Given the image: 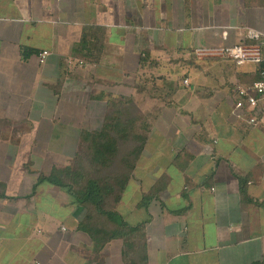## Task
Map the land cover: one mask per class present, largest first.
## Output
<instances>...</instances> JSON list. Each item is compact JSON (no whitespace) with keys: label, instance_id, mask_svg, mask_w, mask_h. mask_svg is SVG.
<instances>
[{"label":"crops","instance_id":"1","mask_svg":"<svg viewBox=\"0 0 264 264\" xmlns=\"http://www.w3.org/2000/svg\"><path fill=\"white\" fill-rule=\"evenodd\" d=\"M240 43L263 61L199 52ZM262 69L264 0H0V264H264V116L233 115ZM124 95L151 125L116 208L143 226L136 263L80 229L97 196L76 205L34 159L78 154Z\"/></svg>","mask_w":264,"mask_h":264},{"label":"trees","instance_id":"2","mask_svg":"<svg viewBox=\"0 0 264 264\" xmlns=\"http://www.w3.org/2000/svg\"><path fill=\"white\" fill-rule=\"evenodd\" d=\"M144 55L142 62L147 63L150 60L149 53ZM108 100L110 112L101 128L81 132L82 152L76 154L77 160L70 165L53 168L40 180L65 190L76 205L90 197L94 186L98 200L80 223V229L88 233L98 246H105L113 239H123L126 246L125 256L131 257V263H136L134 255L137 256L139 252L136 247L141 249L140 255L145 254L143 226H130L116 208L132 176L135 163L146 145L151 129L150 119L145 115H134L136 107L133 106L131 96H113ZM123 147L125 150L122 152ZM81 156H88L90 161L88 158L81 161ZM114 157L120 160L118 171L121 176L111 183L103 174L97 173H101ZM2 196L0 194V198Z\"/></svg>","mask_w":264,"mask_h":264},{"label":"built area","instance_id":"3","mask_svg":"<svg viewBox=\"0 0 264 264\" xmlns=\"http://www.w3.org/2000/svg\"><path fill=\"white\" fill-rule=\"evenodd\" d=\"M261 35V32L254 29H249L247 32V37L251 39H259ZM199 52L217 53L235 61L238 64L251 61L259 64L263 61L258 48H249L243 43L220 49L202 48L199 49ZM48 54V51L43 52L41 54L40 61L45 62ZM185 82L188 83V80H185ZM247 111L254 114V117L250 119L252 123L257 121L256 117L258 115L264 116V69L260 70V78L258 81L246 86H237L235 89L233 115L241 118Z\"/></svg>","mask_w":264,"mask_h":264},{"label":"rangeland","instance_id":"4","mask_svg":"<svg viewBox=\"0 0 264 264\" xmlns=\"http://www.w3.org/2000/svg\"><path fill=\"white\" fill-rule=\"evenodd\" d=\"M168 54V53H167ZM166 54V55H167ZM170 57H169V55H167V57L165 58L166 60L167 59H169ZM173 62V61H172ZM174 63V62H173ZM175 65H176V63H174ZM209 64V76H211V75H214L217 71L216 70H214L213 68H212V62H210V63H208ZM149 64H147V66H148ZM180 75H185V73L184 74H180ZM212 77V76H211ZM183 78V77H182ZM145 79H148V82H150L152 85L154 84V87L155 88H158L157 87V84H159V85H163V81H158V82H156L154 79H153V77H152V75H149V76H147ZM185 79V78H184ZM183 79V80H184ZM186 80V79H185ZM184 80V81H185ZM190 81H191V79H190ZM142 82L144 83V80L142 79ZM184 83V82H183ZM191 83V82H190ZM184 85H189V84H184ZM248 85H250V84H248ZM131 86V85H130ZM151 87V86H150ZM129 96V95H128ZM163 97V96H162ZM141 111V112H140ZM140 111H138V109L136 108V109H134V115H136V116H142V115H145V116H147V117H149L148 116V114H143V113H148V111H147V108L145 107V105L143 106V107H141V110ZM110 112V109H109V107L108 108H106L105 109V107H102V108H100V112L99 113H97L96 115H94L95 116V118L96 119H98L100 122H99V125L101 124V122H102V120H103V117H104V115H105V117H106V115L108 114ZM100 128H101V126H99ZM99 128V129H100ZM125 147H127V145L125 144ZM125 147H123L122 148V152L125 150ZM78 152L80 153V152H82V148H81V145H80V147H78ZM76 156V155H75ZM74 155H70V156H66V157H63V156H61V157H55V156H43L42 158L44 159L43 160V162H41V159H39V158H37L36 159V157H34V159L36 160L35 162H37V163H39L40 165H42V164H45V166H48V164H51L52 162H54L53 163V167L54 166H56V164H59V166H60V164L62 165V166H66V165H70L73 161H76L77 160V158L75 157ZM76 158V159H75ZM88 158V161H90V159H89V157L88 156H81V161L83 160H86ZM27 159H28V157L26 156V157H23V159L21 160V162L19 163V165L20 166H22L26 161H27ZM78 160H80L79 159V157H78ZM47 163V164H46ZM56 163V164H55ZM81 166H83L84 167V165H81ZM34 167V166H33ZM120 167V160H118V158L117 157H114L113 158V160H112V162L110 163V164H108V166H106L105 168H103L102 170H101V173L100 172H98L97 174L98 175H104V177L106 178V179H108V181H110L111 183H114L115 181L114 180H117L118 178H120V177H118V176H121V173L118 171V168ZM89 168V167H88ZM27 173V177L29 178V181H31L32 179H34V178H37V173L36 172H27L26 170H25V172H23L22 173V175H24L25 176V174ZM20 174V173H19ZM54 188H55V186H53ZM52 187V188H53ZM52 188H50V189H52ZM2 189H4V187L2 188ZM61 194L62 195H68V193L65 191V190H63V189H61ZM30 192H31V190H30ZM93 193L94 194H97V191H96V188L93 186ZM31 202H32V204L33 203H36L35 201H32V200H30ZM9 203H11L12 205H19L20 203H21V201H19V200H12V201H9Z\"/></svg>","mask_w":264,"mask_h":264}]
</instances>
